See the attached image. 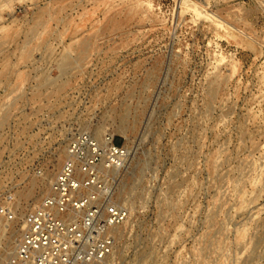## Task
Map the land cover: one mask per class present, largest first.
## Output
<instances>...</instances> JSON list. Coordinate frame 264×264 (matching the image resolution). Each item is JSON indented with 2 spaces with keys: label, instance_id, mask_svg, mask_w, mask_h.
Returning a JSON list of instances; mask_svg holds the SVG:
<instances>
[{
  "label": "rangeland",
  "instance_id": "obj_1",
  "mask_svg": "<svg viewBox=\"0 0 264 264\" xmlns=\"http://www.w3.org/2000/svg\"><path fill=\"white\" fill-rule=\"evenodd\" d=\"M80 131L130 151L108 264H264V0H0V254Z\"/></svg>",
  "mask_w": 264,
  "mask_h": 264
},
{
  "label": "built area",
  "instance_id": "obj_2",
  "mask_svg": "<svg viewBox=\"0 0 264 264\" xmlns=\"http://www.w3.org/2000/svg\"><path fill=\"white\" fill-rule=\"evenodd\" d=\"M129 158L128 147L110 133L102 138L85 131L75 134L66 162L5 264L112 261L118 228L131 215L114 198L119 174L114 172L125 168Z\"/></svg>",
  "mask_w": 264,
  "mask_h": 264
},
{
  "label": "bare ground",
  "instance_id": "obj_3",
  "mask_svg": "<svg viewBox=\"0 0 264 264\" xmlns=\"http://www.w3.org/2000/svg\"><path fill=\"white\" fill-rule=\"evenodd\" d=\"M86 48V47H85ZM64 61V60H63ZM72 61V60H71ZM49 81V80H48ZM126 109V108H125ZM126 112V111H125ZM124 114H126V113H124ZM123 122H125V120H123ZM127 123V122H126ZM123 123H120V124H118L117 125V127H119V128H121L122 127V129L124 130V128H123ZM123 133L125 134L126 132L125 131H123ZM127 137V136H126ZM128 138V137H127ZM128 140V139H127ZM129 141V140H128ZM125 145H126V143H125ZM67 156H68V154H67ZM130 159V158H129ZM132 159V158H131ZM129 162V161H128ZM127 162V163H128ZM127 165V164H126ZM129 165V164H128ZM126 167V166H125ZM120 171V170H119ZM51 172H53V171H48L47 172V174L44 176V179H43V183H44V185L45 186H47V185H49V182H50V185H51V180H53V176L51 177V175H52V173ZM116 172V171H115ZM52 178V179H51ZM136 179V178H135ZM48 180V181H47ZM138 180V179H137ZM135 182V181H134ZM137 182V181H136ZM134 184V183H133ZM50 185L48 186V187H50ZM133 188V187H132ZM24 194H26V196H31V195H33V192H32V190H28L27 192H25ZM27 219V218H26ZM26 219H25V215H24V222H26ZM29 221V220H28ZM7 224V222L6 221H4L1 225H0V227H3V226H5ZM23 226H25V223H24V225ZM22 231V232H21ZM22 236L23 235V227L21 228V229H14V231H13V233H12V236H11V238L8 240V243H7V249L6 250H4L1 254H0V264H3L5 261H7L8 259V257H9V255L10 254H12L15 250H16V248H17V246H18V244H19V241H17L18 240V236ZM10 250V251H9ZM5 264V263H4Z\"/></svg>",
  "mask_w": 264,
  "mask_h": 264
},
{
  "label": "trees",
  "instance_id": "obj_4",
  "mask_svg": "<svg viewBox=\"0 0 264 264\" xmlns=\"http://www.w3.org/2000/svg\"><path fill=\"white\" fill-rule=\"evenodd\" d=\"M119 142H120V140H119Z\"/></svg>",
  "mask_w": 264,
  "mask_h": 264
}]
</instances>
